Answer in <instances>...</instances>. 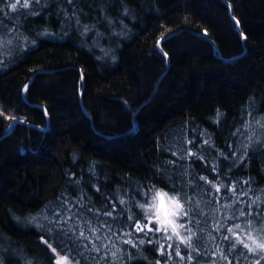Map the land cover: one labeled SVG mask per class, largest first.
<instances>
[{"label": "trees", "instance_id": "16d2710c", "mask_svg": "<svg viewBox=\"0 0 264 264\" xmlns=\"http://www.w3.org/2000/svg\"><path fill=\"white\" fill-rule=\"evenodd\" d=\"M25 2L0 0V264H264V0Z\"/></svg>", "mask_w": 264, "mask_h": 264}, {"label": "snow or ice", "instance_id": "6c2138e0", "mask_svg": "<svg viewBox=\"0 0 264 264\" xmlns=\"http://www.w3.org/2000/svg\"><path fill=\"white\" fill-rule=\"evenodd\" d=\"M23 6H25V7L27 6V0H26L25 4ZM11 7L13 9H15L16 8V3H13L11 5ZM166 196H167L166 193H157V198L159 199L160 203L159 204H156L154 202V204L152 206V209H150V210H154L155 215L157 217V223H160V224H163L164 223V221H162L160 219V216H161V209L164 206L163 205L164 197H166ZM154 201H155V198H154ZM171 203L174 205L175 209L178 210V212L183 213V206L178 201H176L175 199H171ZM183 214L184 215H187V213H183ZM172 215H177V212H173ZM167 225H170L171 228H172L173 233L175 235L179 236V232H177L176 229L178 227H183V225H177L175 223V221H173V220H168L167 221ZM237 227H239V226H237ZM149 230H151V229H149ZM160 230H161L160 228H157V231H160ZM165 230H167V226H165ZM190 239H191V237H189V240ZM249 239H252V242L255 245V248H250L249 249L250 251H255L256 248H259L261 250H264V243L258 242L256 239H253L251 236H249ZM240 242L243 243V241H240ZM244 247L248 248L249 245L247 243H245L244 244ZM58 264H63V260L59 261Z\"/></svg>", "mask_w": 264, "mask_h": 264}, {"label": "rangeland", "instance_id": "374dc122", "mask_svg": "<svg viewBox=\"0 0 264 264\" xmlns=\"http://www.w3.org/2000/svg\"><path fill=\"white\" fill-rule=\"evenodd\" d=\"M160 193H165V192H160ZM171 199H175L176 201H178L177 198H175L174 196L169 195V194H167V196L164 197V202H163L164 206L161 209V216H160V219L162 221H164V223L163 224L159 223V226L164 231H166V233L168 235H170V237L173 238L175 241L181 242V241L186 240V237H185V234H184L182 227H178L176 229V231L179 232V236H177L173 233L171 226L167 225L168 220H173V221H175V223L177 225H180V222H179L180 212H178V210L175 209L174 205L171 203ZM159 203H160V201L157 198V204H159ZM173 212H177V215H172ZM165 226H167V230H165ZM61 260H63V264H65L66 261L63 258L58 259V262ZM209 264H214V263H209Z\"/></svg>", "mask_w": 264, "mask_h": 264}, {"label": "water", "instance_id": "95a60500", "mask_svg": "<svg viewBox=\"0 0 264 264\" xmlns=\"http://www.w3.org/2000/svg\"><path fill=\"white\" fill-rule=\"evenodd\" d=\"M215 46V45H214Z\"/></svg>", "mask_w": 264, "mask_h": 264}]
</instances>
